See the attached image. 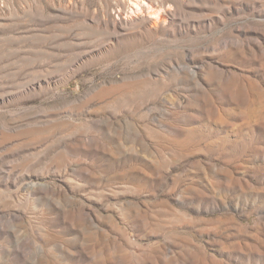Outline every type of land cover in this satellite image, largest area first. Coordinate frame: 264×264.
I'll return each mask as SVG.
<instances>
[{
	"label": "rangeland",
	"instance_id": "1",
	"mask_svg": "<svg viewBox=\"0 0 264 264\" xmlns=\"http://www.w3.org/2000/svg\"><path fill=\"white\" fill-rule=\"evenodd\" d=\"M0 264H264V0H0Z\"/></svg>",
	"mask_w": 264,
	"mask_h": 264
}]
</instances>
